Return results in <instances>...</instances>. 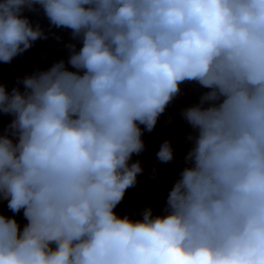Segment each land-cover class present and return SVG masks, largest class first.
I'll list each match as a JSON object with an SVG mask.
<instances>
[{
  "label": "clouds",
  "instance_id": "clouds-1",
  "mask_svg": "<svg viewBox=\"0 0 264 264\" xmlns=\"http://www.w3.org/2000/svg\"><path fill=\"white\" fill-rule=\"evenodd\" d=\"M38 9L81 46L0 82V264H264V0H0V63L48 38ZM185 82L205 89L187 166L163 215L121 218L141 126Z\"/></svg>",
  "mask_w": 264,
  "mask_h": 264
},
{
  "label": "water",
  "instance_id": "water-1",
  "mask_svg": "<svg viewBox=\"0 0 264 264\" xmlns=\"http://www.w3.org/2000/svg\"><path fill=\"white\" fill-rule=\"evenodd\" d=\"M24 15L33 26L39 25L48 38L35 41L30 49L16 56L10 63H0V82L9 92L13 88L23 91L21 82L27 76L45 71L61 60L67 64L70 55L68 44H76L77 49L81 46L78 40L72 39L70 30L57 29L50 25L42 9L26 11ZM204 91L205 89L195 82L181 84L180 93L159 116L153 131L147 132L141 126L145 149L138 155L134 154L129 165L139 161L143 171L138 174L135 186L126 190L123 200L114 210L119 217L127 216L138 220L147 208L153 210V215L164 214L168 192L179 178L181 170L187 166L184 158L193 146L187 137L195 133L184 120L182 112L198 104ZM11 119L8 115L0 117L5 128ZM166 140L173 148L174 159L169 163H161L156 153ZM3 212L7 216L13 215L7 209L6 202ZM16 218L21 225L25 223L22 214Z\"/></svg>",
  "mask_w": 264,
  "mask_h": 264
}]
</instances>
